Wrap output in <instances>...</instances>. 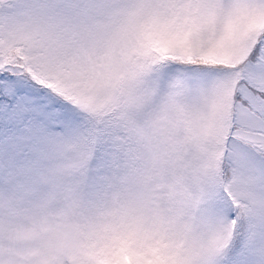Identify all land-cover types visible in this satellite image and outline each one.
Wrapping results in <instances>:
<instances>
[{
	"label": "snow or ice",
	"instance_id": "obj_1",
	"mask_svg": "<svg viewBox=\"0 0 264 264\" xmlns=\"http://www.w3.org/2000/svg\"><path fill=\"white\" fill-rule=\"evenodd\" d=\"M0 264H264V0H0Z\"/></svg>",
	"mask_w": 264,
	"mask_h": 264
}]
</instances>
